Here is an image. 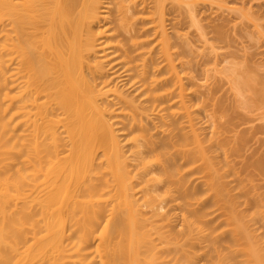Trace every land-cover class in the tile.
Listing matches in <instances>:
<instances>
[{
	"label": "bare ground",
	"instance_id": "obj_1",
	"mask_svg": "<svg viewBox=\"0 0 264 264\" xmlns=\"http://www.w3.org/2000/svg\"><path fill=\"white\" fill-rule=\"evenodd\" d=\"M169 1L192 20L203 3L0 0V264H264ZM233 74L241 104L263 106Z\"/></svg>",
	"mask_w": 264,
	"mask_h": 264
},
{
	"label": "rangeland",
	"instance_id": "obj_2",
	"mask_svg": "<svg viewBox=\"0 0 264 264\" xmlns=\"http://www.w3.org/2000/svg\"><path fill=\"white\" fill-rule=\"evenodd\" d=\"M200 1L203 6H199L195 20L182 12L183 8L177 10L180 6L174 2L169 1L172 6L167 4L169 15L180 18L176 26L169 23L173 55L176 61L181 58L179 67L185 82L197 91L193 99L199 106L197 112L206 127V135L213 129L210 125L216 124L220 130L223 146L219 149V165L225 179L237 185L232 193L236 194L240 209L254 232L264 237V206L248 205L254 193L264 198V169L258 165L264 158V103L261 106L259 100L248 107L241 104L230 78L236 73L233 75H242L240 78L246 80L247 85L253 83L252 91L246 85V89H250L248 95L250 92L254 95L256 89L255 94L264 90V16L256 19V12L264 13V0ZM176 31L179 36L175 35ZM250 78L254 82L251 79L249 83ZM169 208L166 205L165 209ZM174 222L181 227L179 218ZM228 240L229 237H225L223 241ZM206 257L204 255L202 261Z\"/></svg>",
	"mask_w": 264,
	"mask_h": 264
}]
</instances>
